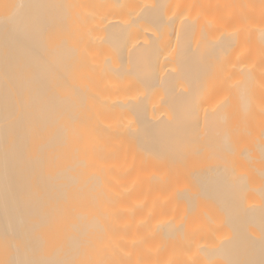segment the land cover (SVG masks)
I'll list each match as a JSON object with an SVG mask.
<instances>
[{"label": "bare ground", "instance_id": "6f19581e", "mask_svg": "<svg viewBox=\"0 0 264 264\" xmlns=\"http://www.w3.org/2000/svg\"><path fill=\"white\" fill-rule=\"evenodd\" d=\"M1 1L0 264H264V0Z\"/></svg>", "mask_w": 264, "mask_h": 264}, {"label": "rangeland", "instance_id": "374dc122", "mask_svg": "<svg viewBox=\"0 0 264 264\" xmlns=\"http://www.w3.org/2000/svg\"><path fill=\"white\" fill-rule=\"evenodd\" d=\"M1 1V0H0ZM12 1V0H11ZM2 2V1H1ZM5 2H6V0H5ZM3 3V2H2ZM6 3H9V1L8 2H6ZM6 3H4V4H6ZM10 4H12V2H10ZM8 5V4H7ZM5 6V5H4ZM2 8H4L3 6H1ZM7 7H10V5L9 6H7ZM2 8H0V9H2ZM3 10V9H2ZM2 10H1V12H2ZM3 11H5V10H3ZM6 12V11H5Z\"/></svg>", "mask_w": 264, "mask_h": 264}]
</instances>
